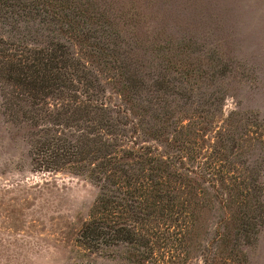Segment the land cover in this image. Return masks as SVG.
Segmentation results:
<instances>
[{
  "label": "rangeland",
  "instance_id": "1",
  "mask_svg": "<svg viewBox=\"0 0 264 264\" xmlns=\"http://www.w3.org/2000/svg\"><path fill=\"white\" fill-rule=\"evenodd\" d=\"M70 1L75 3L69 9L73 27L91 35L83 41L73 33L47 31L51 14L44 12L7 18L0 13V37L32 46L54 39L65 44L98 75L109 109L136 122L145 107L144 125L164 127L162 137L146 134L139 144L166 155L181 149L194 157L185 162L198 172H207V163L221 158V142L228 145L232 138L237 150L229 156L231 165L225 164L223 184L214 188L199 179L211 203L196 210L195 232L181 246L173 242L172 249L161 248L164 243L158 241L147 261L136 262L127 259L126 245L90 249L79 239L98 187L67 169L33 168L29 126L2 113L0 96V264H264V217L252 242L240 236L232 252L230 242L222 245L215 232L227 230L234 237L237 230L229 220L239 202L223 206L233 185L229 176L239 182L250 170L258 174L264 204V0H79L81 7ZM104 28L108 35L115 30L123 52L116 62L101 52ZM88 29L94 30L85 33ZM131 62L148 72L151 92L144 97L161 95L165 102L142 101L143 107L132 108L125 99L126 71L119 66ZM157 79L163 80L165 94L150 84ZM162 111L163 121L153 120L151 115ZM180 124L184 128L174 132ZM180 136L181 142H174ZM221 217L225 225H220Z\"/></svg>",
  "mask_w": 264,
  "mask_h": 264
},
{
  "label": "trees",
  "instance_id": "2",
  "mask_svg": "<svg viewBox=\"0 0 264 264\" xmlns=\"http://www.w3.org/2000/svg\"><path fill=\"white\" fill-rule=\"evenodd\" d=\"M76 2L78 7L83 5L79 0ZM73 6L75 3L70 0H0V13L6 18L13 14L50 13L47 31L73 33L83 41L91 35H84L73 27L75 20L69 14ZM115 37L114 29L110 35L105 28L101 30V52L116 62L123 52ZM119 66L126 71L124 94L132 108L143 107L142 101L153 104L166 101L161 95L144 97L151 89L145 78L148 72L141 71V63ZM150 84L166 93L162 79ZM101 91L98 75L87 69L62 42L54 39L46 45L32 46L0 37L2 113L12 122L28 124L33 168L67 169L98 187L95 204L79 232V239L90 249L126 245L130 249L128 260L147 261L158 241L164 243L161 248L172 249L174 243L178 244L176 247L181 246L182 239L195 232L196 210L211 203L208 188L202 186L199 179L214 188L220 181L223 184L224 177L228 176L225 164L231 165L229 156L236 152L237 145L232 138L228 145L221 142L220 147L225 149L221 158L207 163V172H198L185 162H191L194 157L184 156L181 149L166 155L153 146L139 144L138 138H145L146 134L155 139L162 137L164 127L148 128L147 122V126L144 125L145 107L138 113L140 119L136 122L125 113L112 111ZM165 114L166 111H162V116L158 113L151 116L161 122ZM183 128L180 124L173 131L180 129V133ZM181 138L176 137L174 142L180 143ZM250 172L239 182L233 175L229 176L233 185L228 199H223L225 208L232 201L239 202L229 220L237 228L234 237H230L227 230L215 231L222 245L230 242L231 252L240 244L237 241L240 236L245 243L252 242L258 231L256 225L264 217L258 174ZM214 191L217 197L218 192ZM223 220L221 217L220 225H225ZM216 236L210 242H214Z\"/></svg>",
  "mask_w": 264,
  "mask_h": 264
}]
</instances>
